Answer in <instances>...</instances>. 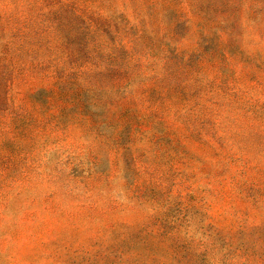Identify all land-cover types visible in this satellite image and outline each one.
Listing matches in <instances>:
<instances>
[{
  "label": "rangeland",
  "instance_id": "obj_1",
  "mask_svg": "<svg viewBox=\"0 0 264 264\" xmlns=\"http://www.w3.org/2000/svg\"><path fill=\"white\" fill-rule=\"evenodd\" d=\"M0 264H264V0H0Z\"/></svg>",
  "mask_w": 264,
  "mask_h": 264
}]
</instances>
